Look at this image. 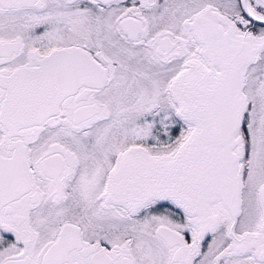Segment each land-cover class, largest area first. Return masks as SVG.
I'll return each instance as SVG.
<instances>
[{
  "label": "snow or ice",
  "instance_id": "1",
  "mask_svg": "<svg viewBox=\"0 0 264 264\" xmlns=\"http://www.w3.org/2000/svg\"><path fill=\"white\" fill-rule=\"evenodd\" d=\"M0 264H264V0H0Z\"/></svg>",
  "mask_w": 264,
  "mask_h": 264
}]
</instances>
